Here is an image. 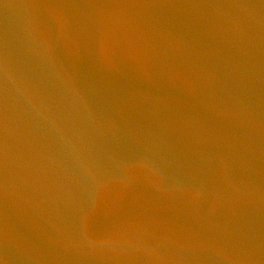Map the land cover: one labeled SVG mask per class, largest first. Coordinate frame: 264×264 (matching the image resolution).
<instances>
[{
	"label": "water",
	"instance_id": "1",
	"mask_svg": "<svg viewBox=\"0 0 264 264\" xmlns=\"http://www.w3.org/2000/svg\"><path fill=\"white\" fill-rule=\"evenodd\" d=\"M0 264H264V0H0Z\"/></svg>",
	"mask_w": 264,
	"mask_h": 264
}]
</instances>
